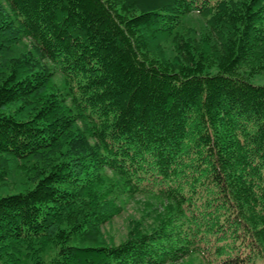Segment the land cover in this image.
<instances>
[{
  "label": "trees",
  "instance_id": "trees-1",
  "mask_svg": "<svg viewBox=\"0 0 264 264\" xmlns=\"http://www.w3.org/2000/svg\"><path fill=\"white\" fill-rule=\"evenodd\" d=\"M8 2L0 61L30 37L72 84L70 107L53 92L21 117L5 108L44 89L52 71L33 63L0 82V156L29 159L68 138L33 187L0 196V261L166 264L195 254L202 264H264V54L252 58L264 46V0H173L138 13L129 0ZM205 11L226 36L218 60L193 46L181 64L153 55V37L177 35L189 13ZM80 117L97 142L77 131ZM105 167L125 191L175 207L119 245L70 244L107 216L90 204ZM50 241L60 249L45 262Z\"/></svg>",
  "mask_w": 264,
  "mask_h": 264
},
{
  "label": "rangeland",
  "instance_id": "rangeland-1",
  "mask_svg": "<svg viewBox=\"0 0 264 264\" xmlns=\"http://www.w3.org/2000/svg\"><path fill=\"white\" fill-rule=\"evenodd\" d=\"M136 4V13L171 4L173 0H129ZM2 7L12 13L8 0H0ZM212 13H189L184 26L177 35L157 36L151 39V51L154 56L161 58L167 64H181L186 62L185 50L191 46L197 50H204L208 59L218 60L225 52L226 36L221 30H216ZM176 35V36H175ZM264 54V46L252 58H260ZM250 59L242 67L249 69L256 62ZM33 63L43 65L53 73L46 87L35 95L21 99L5 109L17 112L21 117H29L41 99L53 92L66 94V105L70 107L71 96L69 87L72 81L67 78L58 67L44 57L30 37L15 45L0 61V82L13 69L28 70ZM75 111V110H74ZM90 121L85 117L77 120V131L86 132L90 141L96 139L90 134ZM68 138L61 144L45 150L29 159L21 160L11 156H0V196L24 191L34 186L40 178L42 171L49 169L59 159L62 151L67 147ZM97 142V141H96ZM123 179L112 169L105 167L103 177L99 182L100 196L95 197L91 205L100 213L107 214L98 229L89 231L85 236L77 238L70 244L79 246L119 245L131 236H138L157 228L170 212L175 203L164 196L152 194H133L125 191ZM92 226H89L91 228ZM60 246L56 241L42 245V259L50 261L59 251ZM15 260V264H33L30 256ZM0 264H4L0 261ZM166 264H202L198 255L192 254L175 262Z\"/></svg>",
  "mask_w": 264,
  "mask_h": 264
}]
</instances>
